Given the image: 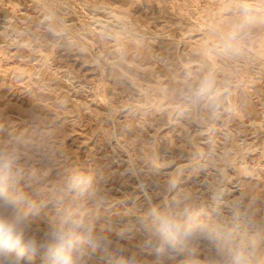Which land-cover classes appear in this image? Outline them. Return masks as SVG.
Returning <instances> with one entry per match:
<instances>
[{"label": "rangeland", "instance_id": "1", "mask_svg": "<svg viewBox=\"0 0 264 264\" xmlns=\"http://www.w3.org/2000/svg\"><path fill=\"white\" fill-rule=\"evenodd\" d=\"M4 177L110 238L82 264H264V0H0Z\"/></svg>", "mask_w": 264, "mask_h": 264}, {"label": "clouds", "instance_id": "2", "mask_svg": "<svg viewBox=\"0 0 264 264\" xmlns=\"http://www.w3.org/2000/svg\"><path fill=\"white\" fill-rule=\"evenodd\" d=\"M27 204V209H25ZM34 205L19 190L10 187L7 178H0V264H31L32 256L42 252V264H82L85 256L83 245L92 248H108L112 241L103 234L94 235L92 221L71 213L58 215L39 237L30 222V210ZM150 220L143 221L150 233L149 243L155 242L158 251H173L189 239L197 227L182 224L181 214H161L153 208ZM187 215V212L183 213ZM135 264V257L130 260ZM233 264H242L237 253Z\"/></svg>", "mask_w": 264, "mask_h": 264}]
</instances>
